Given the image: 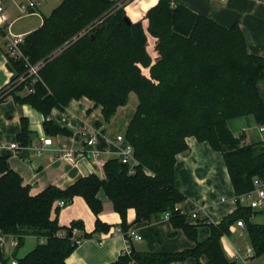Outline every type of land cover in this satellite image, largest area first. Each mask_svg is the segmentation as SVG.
<instances>
[{"label":"trees","instance_id":"obj_1","mask_svg":"<svg viewBox=\"0 0 264 264\" xmlns=\"http://www.w3.org/2000/svg\"><path fill=\"white\" fill-rule=\"evenodd\" d=\"M121 2L61 0L20 44L31 64L40 63L39 76L29 73L24 57L9 54L13 76L0 89V101L13 94L18 102L31 105L43 114L46 133L54 135L70 132L50 118L54 108L64 109L71 99L86 96L102 107L108 122L135 92L138 106L125 137L138 163L131 172L119 157H111L102 165L103 175L91 173L66 188L48 185L31 194L8 155L0 156V235L18 237L11 258L3 257L0 242V264L12 258L18 264H66L78 245L76 239L110 227L99 218L92 232L81 220L62 225L57 216L61 207L55 203H69L81 195L98 214L103 209L101 189L121 214L122 230H128L129 208L135 209L136 221L168 213L173 227L195 243L181 251L131 248L109 264H171L191 257L197 264H239L228 257L222 243L238 220L245 223L254 256L264 254V223L252 220L264 208L238 203L220 222L209 223V236L200 240L199 225L190 223L178 207L187 196L176 174L177 154L188 149L186 138L194 136L222 153L236 195L251 190L256 176H264V140L246 142L245 133L235 135L229 125L231 119L243 116L264 124V56L249 52L239 23L224 26L183 4L159 0L148 9L145 27L141 20H131ZM151 43L155 56L149 51ZM25 87L32 90L24 96L15 93ZM33 138L23 117L17 140L28 145ZM28 234L37 235L39 241L18 256ZM202 255L207 263L200 261Z\"/></svg>","mask_w":264,"mask_h":264},{"label":"crops","instance_id":"obj_2","mask_svg":"<svg viewBox=\"0 0 264 264\" xmlns=\"http://www.w3.org/2000/svg\"><path fill=\"white\" fill-rule=\"evenodd\" d=\"M24 1L26 0H5L3 12L5 20L0 25V89L9 83L13 76V70L9 67L8 61L9 32L24 33L26 36L38 28L43 23L44 17L50 15L61 2L57 0L56 4L50 6L52 0H35L39 4L33 12L23 15L19 4ZM112 1H122L121 5L125 6L131 20H141L146 27L148 24L146 13L159 0ZM170 1L173 4H183L224 26L239 23L245 33L249 52L264 56V0ZM32 18H34L33 21ZM22 20H27V23H23L22 29L17 32L15 25ZM149 51L152 56L156 55L154 47L153 50L149 48ZM30 91V88L25 87L15 93L24 96ZM129 99L126 104L119 106L106 122L102 107L96 105L92 99L86 96L73 98L64 109L54 108L50 114V118L55 123L68 128L70 132L51 135L44 129V116L41 112L27 103L18 102L13 94H9L0 101V156L8 155L10 166L21 175L24 184L30 186L31 194L41 192L48 185L66 188L79 178L91 173L103 175L102 167H97L91 157L79 158L77 162H71L60 154V149L75 151L88 149L90 146L87 145L85 138L97 130L105 138L101 158L105 162L111 157H117V149L121 143L116 141L115 137L119 133L125 134L138 106V96L137 102L133 105H128ZM23 117L28 119L29 128L34 132V138L28 145H20L17 140ZM241 122L244 123L242 127L249 129L245 133L246 142L262 140L258 123L252 116H243ZM242 134V130L235 133V135ZM43 136L52 137L53 143L38 154L37 147L42 144ZM186 141L188 149L177 154L176 157L177 184L187 196V199L178 204V207L187 213V220L190 223L199 225L198 237L203 240L210 234L209 223L220 222L233 210L235 191L222 153L213 149L207 142H199L194 136H188ZM13 142H17L19 146L12 148L10 144ZM98 197L103 202V209L98 214L91 209L81 195H75L71 202L60 206L57 216L62 225H69L73 220H81L85 230L92 232L99 218L110 227L108 231L96 232L92 237L80 240L77 247L66 258V264H109L127 252L128 248L138 252H168L181 251L195 244L182 229L173 227L168 217L136 221L134 208H129L127 211L126 223L128 229L140 233L141 238L127 242L123 234L124 230L118 231L119 228L122 229L123 219L115 209L113 201L103 189L98 192ZM55 205H58V201ZM199 205H203V209H197ZM195 211L197 217L192 216ZM260 214L262 213L254 214L252 220L263 223L258 219ZM51 216L53 218L56 216L54 209ZM244 230L243 227H238L237 231L230 236L232 243L240 250H243L248 243V241L244 243L246 241ZM75 232L81 233L78 230ZM17 241L16 235L3 236L1 246L4 258L12 257ZM38 241L37 235L28 234L24 247L22 246L21 255L18 256H23L32 250ZM224 249L228 257L232 258L225 246ZM255 260L252 259L250 264H256ZM200 261L207 263L208 259L202 255ZM171 264H197V260L191 257Z\"/></svg>","mask_w":264,"mask_h":264},{"label":"built area","instance_id":"obj_3","mask_svg":"<svg viewBox=\"0 0 264 264\" xmlns=\"http://www.w3.org/2000/svg\"><path fill=\"white\" fill-rule=\"evenodd\" d=\"M39 3L35 0H26L24 2H21L19 4V9L23 15L30 14L33 12L34 8ZM5 8V0H0V25L3 24L5 17L3 15ZM25 40V34L24 33H15L14 31L9 32L8 40H7V46H8V52L11 55L14 56H21L24 57L27 61V65L29 66V73L35 74L37 77L39 76V68L40 63L37 64H31L27 57L24 56L23 51L20 47V44H22ZM30 90H32L30 88ZM258 129L261 134V139L264 140V124H258ZM246 131V128L243 129ZM86 143L90 147L84 151H75L72 149H60V154L70 160L71 162H77L79 158H85V157H91L94 164L97 167H102L104 164L103 158H101V153L104 150V142L105 138H103L102 134L96 130L92 135L86 136ZM115 140L120 142L119 148L117 149V154L121 161L123 163H126L130 166V171L132 172L134 169V166L138 163L137 159L134 157V149L132 144L126 139L125 134L119 133L116 135ZM42 144H40L37 147L38 154H41L45 147L51 145L53 143L52 137L43 136L42 137ZM12 148H17L19 145L17 142H13L10 144ZM223 200H225V197H223ZM233 203L235 206H233V210L236 209L238 203L246 204L253 209H262L264 208V176H256L253 180V188L247 192L234 195ZM59 206H65L66 202L64 200L58 201ZM197 209H203V205H199ZM232 210V211H233ZM193 217H197V212L195 211L192 213ZM165 217L169 218V214L166 213ZM245 223L243 220H238L236 223H233L230 225L231 232H236L238 227L244 228ZM122 229H118V231H121ZM77 231V229H74V232ZM245 231V230H244ZM123 234L125 236V239L127 242H131L134 239L141 238V234L133 229H128L127 231H123ZM243 235V233H241ZM4 235H0V242H2ZM223 244L225 248L230 252L233 259H237L239 261V264H250V261L255 255V251L253 246L248 242L245 245V248L243 250L238 249L231 241L229 235H224L222 237ZM76 242H80L79 239H76ZM17 245V243L15 242ZM131 251L130 248L127 249V252L129 253ZM8 264H18V261L16 258H12L10 263Z\"/></svg>","mask_w":264,"mask_h":264},{"label":"rangeland","instance_id":"obj_4","mask_svg":"<svg viewBox=\"0 0 264 264\" xmlns=\"http://www.w3.org/2000/svg\"><path fill=\"white\" fill-rule=\"evenodd\" d=\"M56 2H57V0H52V3L50 2V6H53L54 4H56ZM24 18H27V17H24ZM33 20H34V18H32V21ZM23 23H27V20H22L18 24L15 25L17 32H19L22 29ZM151 41L153 42L152 37H151ZM152 45H153V43H151V45L149 46L150 50H153ZM4 50L6 52L5 48H4ZM135 102H137V95L134 92H132L130 94V99H129L128 105H133ZM242 119H243V117H236V118H233L229 121V125L233 129L234 133L240 132V130H242V133H246V131L249 130L247 127H246V131L243 130L244 127H242V126L244 123L241 122ZM258 219L262 220L261 222L264 223V213L260 214ZM244 239L246 240V241H244V243L248 241V238L246 236L244 237ZM23 247L17 251L18 255H21V251L23 250ZM252 259H256L255 260L256 264H264V254H261L259 256H254Z\"/></svg>","mask_w":264,"mask_h":264},{"label":"water","instance_id":"obj_5","mask_svg":"<svg viewBox=\"0 0 264 264\" xmlns=\"http://www.w3.org/2000/svg\"><path fill=\"white\" fill-rule=\"evenodd\" d=\"M126 19H129L128 17H126ZM132 264H139V263H132Z\"/></svg>","mask_w":264,"mask_h":264}]
</instances>
